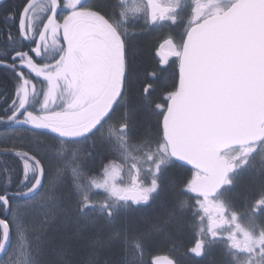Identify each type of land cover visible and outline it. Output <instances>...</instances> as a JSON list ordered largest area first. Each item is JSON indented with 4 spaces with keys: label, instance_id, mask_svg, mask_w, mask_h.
Here are the masks:
<instances>
[{
    "label": "snow or ice",
    "instance_id": "snow-or-ice-1",
    "mask_svg": "<svg viewBox=\"0 0 264 264\" xmlns=\"http://www.w3.org/2000/svg\"><path fill=\"white\" fill-rule=\"evenodd\" d=\"M12 18L33 46L0 56V67L16 79L0 124L42 130L51 139L15 153L23 161L15 186L11 170H2L0 256L7 259L0 264H45L41 236L34 246L26 239L24 222L37 204L44 229L70 211L97 227L102 235L91 242L89 264L115 245L121 258L113 264H143L148 238L179 231L188 213L197 239L185 256L202 259L219 246V264H264V182L242 210L230 196L240 172L258 164L264 176V0H25ZM141 18L145 28H183L159 45L178 61L177 83L155 103L163 116L159 138L137 133L135 125V95L155 91L152 83L136 87L129 57L131 28ZM167 63L161 58V66ZM147 75L157 78L155 71ZM109 155L116 159L104 164ZM98 159L102 170L89 176ZM49 160L64 161L57 180L70 171L68 207L52 190L55 181H47ZM165 190L175 199L154 208L146 228L131 230L128 214L153 208ZM151 264L179 261L156 256Z\"/></svg>",
    "mask_w": 264,
    "mask_h": 264
},
{
    "label": "trees",
    "instance_id": "trees-1",
    "mask_svg": "<svg viewBox=\"0 0 264 264\" xmlns=\"http://www.w3.org/2000/svg\"><path fill=\"white\" fill-rule=\"evenodd\" d=\"M105 2L113 3V0H105ZM24 3L25 0H8L0 6V51L7 50L9 46L8 41L2 42V36L3 40H5V35L9 32L14 36L18 34V20H14L12 17L22 8ZM15 40H17L16 36ZM155 40L156 38L149 37V35L136 37L131 46L130 59L132 68L139 76L136 87L140 88L144 83H152L155 89L150 97L144 98L136 94L132 101L135 105L136 131L137 133L147 132L159 138L162 136L161 120L163 116L159 110L155 109V103H163L164 93L172 90L178 81V75H175L171 67L167 70L158 67L159 62H156L155 58H153ZM19 43L20 40L17 41V45ZM153 71L157 73L155 80L150 79L147 75ZM0 82H6L9 85V81L3 78H0ZM26 141L29 142L26 137H23L22 141H16L17 146L2 149L3 152L0 153L1 189L6 179L2 170H11V175L7 178L11 179L13 186L21 178L23 161L15 153L25 151V149H22V145L27 143ZM31 151H35V149ZM5 152L10 154L5 155ZM111 160H113L112 156L104 160L103 163L106 164ZM58 167L60 166L55 161L49 160L45 162L48 182H52L53 178L56 177ZM89 167H91V164H89ZM101 170L102 164L98 159L95 169L89 172L88 175H97ZM182 174H186L189 177L191 175V173ZM262 182H264V176H262L261 171L258 174L249 172V174L237 179L235 188L230 192L237 210H242L247 201L251 200L254 202V199L258 198L256 194L259 192ZM47 184L45 183V186ZM53 190L60 197L65 198L66 207L72 205L74 197L71 196L70 181L68 179H64ZM183 198L187 199V197ZM174 199L175 193L172 190H165L161 193L153 208L139 209L129 213L128 218L131 221L129 228L133 231L137 229L143 230L147 227L143 221L151 215L153 209L159 207L162 203H170ZM7 218L11 221L10 215ZM182 224V228L179 231L173 230L171 235L156 233L148 238L142 257L143 264H151L150 260L156 256H167L169 259L179 261V264H210L212 260H216L219 264L222 260L219 246L212 249L202 259L185 256L186 250L194 245L197 235L192 227L190 213L187 214V218L182 221ZM116 227L119 228V225ZM39 231L44 241L41 259L45 264H89V261L93 258L91 242L102 235L94 224L88 221L78 222L75 213H70L67 217L62 215L53 225L48 226L46 229L41 226ZM173 245H175V248ZM119 252L120 246L115 245L109 249L98 250L95 253V258L99 264H113L115 259L121 258L120 255H114V253Z\"/></svg>",
    "mask_w": 264,
    "mask_h": 264
},
{
    "label": "flooded vegetation",
    "instance_id": "flooded-vegetation-1",
    "mask_svg": "<svg viewBox=\"0 0 264 264\" xmlns=\"http://www.w3.org/2000/svg\"><path fill=\"white\" fill-rule=\"evenodd\" d=\"M132 1L133 0H126L128 4H130ZM42 2L43 0H37L38 4ZM117 2L118 0H113V3H117ZM36 15L40 16L41 14L37 12ZM143 25H144V20L141 18L131 28V31L134 33V35L128 38L129 57H131V49H132L131 46H132V43L134 42V39L136 37H141V36L144 37L146 35H149V37L156 38L155 43H154L155 48L153 49V58H155L156 62H159L158 67L163 70H167L169 69V67H171L173 68L175 75H178V61L176 60L175 57H171L168 55L167 46H165V48L163 49H159V45L163 43V41L170 35L173 37H176L178 33H181L183 31V28L172 26L168 23H164L161 25H149L146 28L143 27ZM5 36H6L5 40H3V36H2V42L8 41L9 46H8L7 51H10L13 45L10 44L8 35H5ZM15 36L17 38L16 41L20 40V43L18 45L15 44L14 47H23L24 50H27V48H30L33 46L29 41H25L21 37H19L18 34H16ZM15 36L12 35L14 39H15ZM158 49H159V54H157ZM5 51L3 50L0 51V56H2ZM161 58L167 59L168 63L166 65L161 66L160 65ZM0 78H3L9 81V85H7L6 82L5 83L0 82V116H2L4 114V109L7 103H10L11 99L13 98V94L16 88V79L14 77V74L6 67H0ZM127 95L128 93H126V96ZM118 113H119V109H118ZM26 136H29L30 138H32V141L31 143L28 142L22 145V149H25V151L36 149V142L38 139L41 141H48L51 139V135L47 133H42V130L33 131V130H30L28 126L13 127V126H7L5 124H0V153L3 152L2 149L17 146L16 141H22L23 137H26ZM30 146H33V147H30ZM111 156L112 155H109L108 158ZM112 157H113V160L116 159V157L114 156ZM249 172H255L257 174L260 173L259 165L257 164V167L255 169L249 168V169H246L240 172L238 175V178H240L241 176L245 174H249ZM0 189H1V186H0ZM3 216H5V213L0 211V217H3ZM2 259L6 260L7 257L4 256Z\"/></svg>",
    "mask_w": 264,
    "mask_h": 264
},
{
    "label": "rangeland",
    "instance_id": "rangeland-1",
    "mask_svg": "<svg viewBox=\"0 0 264 264\" xmlns=\"http://www.w3.org/2000/svg\"><path fill=\"white\" fill-rule=\"evenodd\" d=\"M137 2H138V0H137ZM132 3H133V1L129 5H131ZM26 139H28L29 142L32 141V138H30L29 136H26ZM117 162L119 163L120 161L117 160ZM58 166H60V168H62L64 166V161H60ZM69 176H70V171L64 173V176L61 179L57 180L56 179L57 174H56V177L53 178V181H55V184L52 187V190L55 186H58V184L62 183V181L64 179H67ZM48 187H49V183L45 186V189H47ZM70 187H71V184H70ZM55 190H53V191L56 193ZM100 198H102V196L97 197V199H100ZM66 203H67V201H66ZM65 206H66V204H65ZM70 213L74 214L75 212L70 211L67 216H69ZM24 223H25L26 228H27V232H26L27 242L30 245L34 246L36 244V237L41 236V234L39 233L40 232L39 229L41 226H44V208H42L40 204H37L36 208L32 211V213L29 215V217L25 220ZM18 243H19L18 237L15 235V232H13V248H16ZM33 254H35V252H33ZM21 259H23V257H21ZM150 261H152V259Z\"/></svg>",
    "mask_w": 264,
    "mask_h": 264
},
{
    "label": "water",
    "instance_id": "water-1",
    "mask_svg": "<svg viewBox=\"0 0 264 264\" xmlns=\"http://www.w3.org/2000/svg\"><path fill=\"white\" fill-rule=\"evenodd\" d=\"M6 1H8V0H0V6L3 5V4H5ZM162 120H163V119H162ZM161 122H162V121H161ZM189 167H191V166H189ZM160 257H163V256H160ZM2 258H3V256H0V259H2Z\"/></svg>",
    "mask_w": 264,
    "mask_h": 264
}]
</instances>
